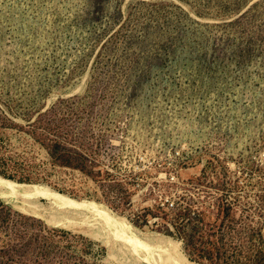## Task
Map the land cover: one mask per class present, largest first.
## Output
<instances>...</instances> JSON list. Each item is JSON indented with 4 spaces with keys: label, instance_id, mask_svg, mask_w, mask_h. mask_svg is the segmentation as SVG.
I'll return each mask as SVG.
<instances>
[{
    "label": "rangeland",
    "instance_id": "1",
    "mask_svg": "<svg viewBox=\"0 0 264 264\" xmlns=\"http://www.w3.org/2000/svg\"><path fill=\"white\" fill-rule=\"evenodd\" d=\"M0 113L6 180L101 203L191 264L264 260V0H0ZM24 198L0 197V264H147ZM141 204L153 223L126 217Z\"/></svg>",
    "mask_w": 264,
    "mask_h": 264
},
{
    "label": "bare ground",
    "instance_id": "2",
    "mask_svg": "<svg viewBox=\"0 0 264 264\" xmlns=\"http://www.w3.org/2000/svg\"><path fill=\"white\" fill-rule=\"evenodd\" d=\"M7 194L16 198L43 196L61 208L86 211L102 223L101 225H104L106 230L111 232L116 239L127 242L133 250L139 254L142 253V258L147 264H191L181 253L177 243L167 241L162 245H151L145 239L140 238L138 235L139 231L126 218L112 213L110 209L108 210L101 203L87 200L79 201L41 185L19 184L0 177V197L9 196ZM21 207L23 210L28 209L26 204ZM94 218L93 220H95Z\"/></svg>",
    "mask_w": 264,
    "mask_h": 264
},
{
    "label": "trees",
    "instance_id": "3",
    "mask_svg": "<svg viewBox=\"0 0 264 264\" xmlns=\"http://www.w3.org/2000/svg\"><path fill=\"white\" fill-rule=\"evenodd\" d=\"M9 126H12V123L0 113V175L10 178V179H19L21 176L18 172L19 165V154L11 153L7 151V143H9V137L5 135V129ZM37 127H34L33 131H36ZM44 138H36L37 140L42 141L46 147L53 150L54 159L60 160L63 159L64 153L63 150H60V145L58 139L50 138L48 133L44 134ZM207 243H209L207 241ZM214 244L213 246H215ZM252 258L250 257L249 260ZM254 261V264H264V260Z\"/></svg>",
    "mask_w": 264,
    "mask_h": 264
},
{
    "label": "built area",
    "instance_id": "4",
    "mask_svg": "<svg viewBox=\"0 0 264 264\" xmlns=\"http://www.w3.org/2000/svg\"><path fill=\"white\" fill-rule=\"evenodd\" d=\"M121 182L122 181L120 180L118 182V184H120ZM115 199H117L118 201L121 200L119 198H115ZM126 205H127V207H129L130 202H128ZM149 207H152V206L147 205V204H141L140 206L134 207L133 211L131 208L127 212L126 217L128 218L129 221H131L134 224H143V223L150 224V223H153L154 220L151 217V215H147L146 217H144V213H146L149 210ZM118 211H121V209H118Z\"/></svg>",
    "mask_w": 264,
    "mask_h": 264
},
{
    "label": "water",
    "instance_id": "5",
    "mask_svg": "<svg viewBox=\"0 0 264 264\" xmlns=\"http://www.w3.org/2000/svg\"><path fill=\"white\" fill-rule=\"evenodd\" d=\"M0 177H2V176H0ZM2 178H4V177H2ZM4 179H6V178H4ZM19 183V182H18Z\"/></svg>",
    "mask_w": 264,
    "mask_h": 264
}]
</instances>
